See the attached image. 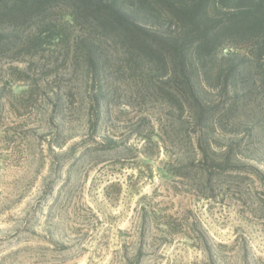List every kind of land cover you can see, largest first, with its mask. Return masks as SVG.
<instances>
[{"label":"rangeland","instance_id":"rangeland-1","mask_svg":"<svg viewBox=\"0 0 264 264\" xmlns=\"http://www.w3.org/2000/svg\"><path fill=\"white\" fill-rule=\"evenodd\" d=\"M36 26L0 51V264H264V93L201 130L111 40L94 72Z\"/></svg>","mask_w":264,"mask_h":264},{"label":"trees","instance_id":"trees-1","mask_svg":"<svg viewBox=\"0 0 264 264\" xmlns=\"http://www.w3.org/2000/svg\"><path fill=\"white\" fill-rule=\"evenodd\" d=\"M53 13L62 25H54ZM34 21L27 49L37 51L64 27H77L84 37L76 45L96 72L101 55L95 41L109 39L129 68L164 74L165 82L151 87L154 95L180 101L201 130L225 127L240 101L264 93V0H0V51L16 44L13 30ZM207 90L221 98L220 108L200 101Z\"/></svg>","mask_w":264,"mask_h":264}]
</instances>
